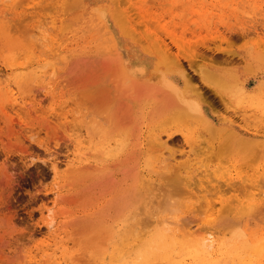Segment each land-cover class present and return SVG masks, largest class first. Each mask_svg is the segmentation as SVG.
<instances>
[{"label":"rangeland","instance_id":"obj_1","mask_svg":"<svg viewBox=\"0 0 264 264\" xmlns=\"http://www.w3.org/2000/svg\"><path fill=\"white\" fill-rule=\"evenodd\" d=\"M143 1L131 12L134 24L152 42L170 43L173 55L188 67L190 83L203 95L183 83L173 66H159L171 68L167 73L181 88L185 85V96L202 107L209 122L176 105L147 108L141 118L145 140L136 151L119 161L122 152L89 150L87 168L76 173L66 164L73 158L70 121L73 113L87 108L73 83L77 75L103 68L108 54L81 56L67 65L59 50L79 48L85 40L72 27L40 32L33 21L41 16L49 27L52 18L61 14L69 19L77 7L63 12L62 0H5L0 15V264H34L31 256L40 259L45 252L57 260L76 254L77 264H100L109 260L115 243L124 242L120 238L132 237L134 233L116 235L118 228L131 230L132 222L139 232L151 230L136 253L156 243L154 255L161 257L156 218L177 210L175 217L193 229L207 225L201 208L185 207L183 189L208 195V200L212 196L215 203L219 197L235 203L244 193L242 178L264 167V0ZM6 17L9 22L2 20ZM49 33L56 35L53 45L48 44ZM158 56L147 55L145 63L156 68ZM44 57L49 60H40ZM157 135L169 142L151 145ZM255 153L258 159L251 162ZM224 215L215 223L217 230L225 227L223 234L230 232L222 239L244 226L250 231L260 227L251 217L235 223ZM49 221L55 224L51 229ZM53 230L61 234L56 252L48 249L55 244ZM159 258L152 262L161 264Z\"/></svg>","mask_w":264,"mask_h":264},{"label":"bare ground","instance_id":"obj_2","mask_svg":"<svg viewBox=\"0 0 264 264\" xmlns=\"http://www.w3.org/2000/svg\"><path fill=\"white\" fill-rule=\"evenodd\" d=\"M11 1H14V3L18 2V0ZM4 2L5 0H0V15L4 14ZM19 2L22 3V0H19ZM143 2V0H62L60 7L63 12L72 6L77 7L71 18L65 19L60 14L59 17L52 18V26L49 27V22H45L41 16H37L38 18L33 21V26L35 29L38 28L40 32L48 29L56 30L57 27L61 30L69 28L71 31L72 27L74 33L85 40L84 44L79 48L65 47L59 50L61 53L59 55H62L60 57L66 61L67 65L81 56L108 54V61L103 68L97 67L93 71L77 75L75 83H73L72 89L74 93L79 96L80 103L87 108L86 110H80L78 115L73 113V118L70 121L73 133L69 135V140L73 146V158L67 160L66 164L76 173H80L87 168L89 159L85 157L89 150H116L117 153L122 152L123 154L120 156L119 161H122V158L126 154L136 151L138 146L141 145V141L145 140L143 138L145 132L142 130L141 118L147 108L165 107L166 104L167 106L176 105L175 107L178 106L177 108H184L185 113L186 110H191V112L196 111L195 113H198V116L207 123L209 122L202 107L196 101H191L190 98L185 96L183 91V89H186L185 85L184 88H181L176 78L172 74L167 73L168 69L171 70V68L165 69L159 66L161 64L173 66L175 72L181 76L183 83L186 82L193 85L192 82L190 83L193 77L188 72V67L178 56L173 55L172 47L169 46L170 43L168 44L164 41L162 44L158 41L152 42L147 34H143L142 31L138 30L137 25L139 24H134L132 18V14L134 13L131 12L139 9ZM26 18H28V15ZM2 20L9 22L8 17L2 18ZM56 24L59 26H55ZM5 29H7V26ZM38 32L36 31V33ZM47 39L49 40L48 44L51 45L57 42L56 35L52 33H49ZM155 46H157L156 50L153 48ZM52 51L58 50L53 46ZM154 53L160 54L157 58L156 68L154 65L146 64L144 58ZM40 60L48 61L49 57H44ZM160 76L161 80L154 83V80ZM186 85L188 86V84ZM191 87L197 88L196 92L198 91L199 94L203 93L199 91L198 87H194V85ZM193 88L191 89L195 91ZM220 98L223 99L222 101L225 100V96L221 95ZM193 116L198 117L195 114ZM68 117L70 116L68 115ZM167 136L171 137L172 133H167ZM155 140L157 141H151L150 144H166L169 142L165 139L162 141L160 135H157ZM158 140L160 143H158ZM256 151L257 153L259 152V150ZM257 153H255L256 156L253 155V158H250L251 162H255L258 159L256 158L258 156ZM250 160L247 161L249 162ZM52 166L56 167V163L54 162ZM187 171L185 172L187 173ZM177 177H174V179H179ZM186 177L188 178V175ZM245 177L246 179H243ZM245 177L242 178L243 187L240 186L244 190V195H242L245 197L240 200L241 195L240 198L238 197V200L236 199L235 203H232L233 201L231 200L229 202L221 200V197H219L220 200L217 197L219 203H215L212 196L209 198L211 201L207 199L208 195H200L192 190L183 189L182 192L185 194L187 203L185 207L193 209L197 206L198 210L201 208L205 213V223L207 225L204 228L202 227L203 229H193L190 222L180 221L181 216H178L181 217L180 219L177 215V218L175 217L177 210L176 213L174 211V215L162 219L156 218L153 221V227L158 235L156 238H159L160 241H158L159 245L157 248L161 251L160 254L162 256H159L162 260L161 264H264V186L259 182L260 179L264 180V167L262 169L256 168L252 174L245 175ZM183 178L185 179V176ZM176 184L179 186L180 183ZM232 185L234 186V184ZM224 214L231 215L236 220L235 223L242 222L245 218L251 217L259 222L260 227L250 231L244 226L242 230L235 231L229 239H222L221 235L225 227H223V230H217L215 223ZM172 216L174 217L172 218ZM226 216L224 215L225 219ZM222 219L230 222V218H227L228 220ZM53 225L55 224L49 221L47 226L51 229ZM129 225H132V229L129 227L131 230L127 231L126 229L118 228L116 235L120 237L124 232H127L129 235L134 233L132 237L129 239L126 237L120 238L124 242L119 241L115 243L113 249L107 255L109 260L102 261L100 264H159L160 262H152L159 258L154 255V253H157L154 252V245L156 243L148 245L149 243L146 241L147 245L136 253V248L145 244L144 240L149 231L143 229V232H139L136 229L137 224H133V222ZM147 228L150 229L148 226ZM226 233L230 232L227 231ZM60 235V232L58 233L55 230L50 233L52 240L55 241L54 246L48 248L52 249V252H56L60 247L58 245V243H61L59 240ZM104 238L106 240L107 237ZM105 240L102 241L103 244ZM120 243L123 245L118 247ZM137 254L139 256L138 260ZM40 257V259H37L36 255L31 256V262L34 264H77L79 260L76 254L61 256V258H64L63 262L60 261L61 258L59 260L49 258L47 252ZM173 259L174 262L172 263L171 260Z\"/></svg>","mask_w":264,"mask_h":264}]
</instances>
